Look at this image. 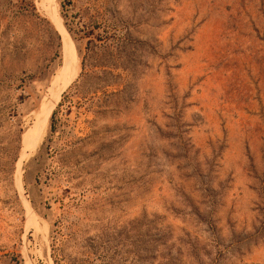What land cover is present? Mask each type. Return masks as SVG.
Wrapping results in <instances>:
<instances>
[{
	"label": "rangeland",
	"instance_id": "1",
	"mask_svg": "<svg viewBox=\"0 0 264 264\" xmlns=\"http://www.w3.org/2000/svg\"><path fill=\"white\" fill-rule=\"evenodd\" d=\"M0 264H264V0H0Z\"/></svg>",
	"mask_w": 264,
	"mask_h": 264
},
{
	"label": "water",
	"instance_id": "2",
	"mask_svg": "<svg viewBox=\"0 0 264 264\" xmlns=\"http://www.w3.org/2000/svg\"><path fill=\"white\" fill-rule=\"evenodd\" d=\"M51 85V84H50ZM21 142H22V145H23V135H22V140H21Z\"/></svg>",
	"mask_w": 264,
	"mask_h": 264
}]
</instances>
